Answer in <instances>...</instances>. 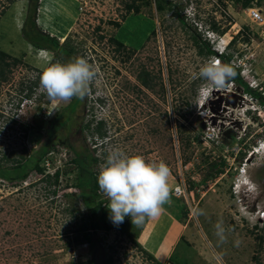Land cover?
Listing matches in <instances>:
<instances>
[{"label": "rangeland", "instance_id": "rangeland-1", "mask_svg": "<svg viewBox=\"0 0 264 264\" xmlns=\"http://www.w3.org/2000/svg\"><path fill=\"white\" fill-rule=\"evenodd\" d=\"M132 1L38 0L39 30L73 49L69 61L82 57L99 71L70 130L41 161L44 172H30L18 185L0 180V264H156L132 239L142 225H133L128 216L106 233L97 231L91 248L76 241L88 213L72 187L76 172L61 173L57 186L41 180L69 167L73 152L60 145L65 143L84 145L101 160L93 167L96 175L104 152L114 148L170 167L172 209L189 224L173 257L162 264H264V222L258 219L264 211V155L251 156L264 140V106L248 94L243 103L228 97L229 83L205 96L207 84L196 74L213 57L199 53L192 38L206 47V30L213 27L218 32L211 38L221 37L225 44L235 38L225 52L230 64L264 97V0H254L250 8L242 7L243 0H168L173 11L157 13L151 3L137 14L126 11ZM29 2L0 0V50L20 61L0 82V160L11 153L19 157L24 149L27 157L35 156L50 121L70 103L33 85L49 62L60 60L22 37ZM250 9L258 12V21ZM112 40L124 47L116 49ZM142 72L149 75V88L139 81ZM245 85L231 90L242 95ZM99 121L105 138L94 132ZM8 160L0 168H9ZM221 162L215 175L212 164ZM240 170L251 181V193L241 184ZM178 185H184V196L173 194ZM99 199L108 204L100 190ZM221 221L223 241L216 235Z\"/></svg>", "mask_w": 264, "mask_h": 264}, {"label": "clouds", "instance_id": "clouds-1", "mask_svg": "<svg viewBox=\"0 0 264 264\" xmlns=\"http://www.w3.org/2000/svg\"><path fill=\"white\" fill-rule=\"evenodd\" d=\"M206 32L207 36L204 41L211 42V49L212 44H217V49L212 50L218 56H212V59L205 61L200 66L196 78L206 82L207 87L204 94L209 96L213 91L217 90L216 92H218L224 89L228 83L234 86L235 82L231 80L237 73L235 66L221 62L219 57L228 55L225 52L233 39L225 44L221 37L216 36V40L210 37L211 34H214L210 28ZM98 71V68L82 57H76L66 63L58 60L49 62L40 73L39 86L51 99L65 102H70L74 97L83 99ZM233 86L227 89L229 90L227 95L233 93L231 90L235 88ZM248 87L254 91L259 89L258 86L252 87L250 84ZM238 94L240 93L238 92ZM246 95L243 90L241 95L243 99H237L243 103L246 100ZM253 153L254 155H264V140L253 148ZM240 174L244 175L241 182L243 188L251 193V181L245 176V170H240ZM170 176L171 169L163 160L159 162L147 161L141 154L129 155L119 148L112 149L104 163L100 165L97 175L99 189L108 198L107 207L110 210L111 222L119 226L128 216L131 218V223L139 227L144 223L146 217L159 216L165 210L164 206H170L172 203L171 189L168 183ZM200 214H203L202 211ZM258 219L264 222V211L259 213ZM216 235L221 241L224 240L222 221L216 225Z\"/></svg>", "mask_w": 264, "mask_h": 264}, {"label": "trees", "instance_id": "trees-1", "mask_svg": "<svg viewBox=\"0 0 264 264\" xmlns=\"http://www.w3.org/2000/svg\"><path fill=\"white\" fill-rule=\"evenodd\" d=\"M29 2V7H27V13L24 21V25L21 29V35L22 37L27 41L29 45L34 47L37 50H48L54 52V61L56 59H59L62 63H66L69 61V59L73 56L74 51L73 49H68L67 44L59 45L58 40L50 36L49 34L43 33L36 24V14H37V8H38V0H27ZM153 1V2H152ZM133 0L131 4L126 5V11L128 13H138L140 7L142 6H149L151 3L154 4L155 10L157 13H163L168 11H173L174 6L172 4V1L168 0ZM239 1V0H237ZM254 0H243L242 1V7L243 8H250L251 3H253ZM138 2V4H135ZM178 15V14H177ZM181 21H183L181 19ZM212 28L213 31L218 32V30ZM194 31H196V28L194 27ZM221 34L224 33V31L220 32ZM199 36V35H198ZM193 40L195 44H198L199 46V53L205 52L208 56H218V54L211 49V46L208 42H204L206 47H202V44L197 39L196 35H193ZM235 38H233L234 40ZM231 41L230 44H232L234 41ZM113 43L117 46L116 49H121L124 47L123 43L118 40H112ZM221 62L230 64L231 55H220ZM12 60V62H10ZM20 61L18 59L12 58L9 54L6 52L0 50V82L6 81L8 77V73H10V70L12 66H15ZM231 65V64H230ZM234 67V66H233ZM235 68V67H234ZM235 71L237 75L235 78L231 81L235 82L236 85L246 84L244 79L241 78L239 75V71L235 68ZM39 79V78H38ZM37 81L33 82V85L39 84ZM139 81L140 83L146 87L149 88V75L145 72H142L139 75ZM244 92L250 97H252L255 100H258V103L264 106V97L261 95L260 92L254 91L248 87V84L245 85ZM31 89V88H29ZM32 90V89H31ZM32 92L26 97L30 98ZM82 102V99L80 98H72L70 103L62 108V110L58 111L55 114V117L50 121V127L47 132L46 140L38 150L37 154L32 157H27V151L26 149L23 150V152L19 155V157H12L15 154L11 153L9 158H5V156L2 158L9 159L7 162L10 163L9 168H0V180L9 182L11 184L18 185V183L24 181L28 174L30 172H36L37 174H42L44 172V169L40 167L41 161L45 158V156L50 153V150H53L56 145H58V139L61 137L62 133L65 131H69L71 128V124L74 120L73 115L76 112L77 108L80 106ZM90 123L83 126L82 130L89 129ZM104 124L102 121H99L95 128L94 132L99 135L100 138H105V132H103ZM23 131H27V126L22 127ZM194 140L197 138L194 137ZM63 147L67 148V150H71L73 152V157L67 162V165L69 166L67 169H64L63 172L57 170L52 176L50 175H44V177L41 179L44 182H47L49 186L55 185L57 186L59 182V177L61 173H67V172H76L75 176V183L72 187H74L78 192L77 196L79 195L81 198V201L84 203L88 213L83 218V222L80 224V226L77 228V233H79L80 238L76 237V241L81 239L83 242H86L90 248L93 245V236L97 231H102L104 233L110 231L114 227H118L114 225L110 220V210L107 207V201H100L99 199V186L97 184V175L93 171V167L96 164L101 163V160L95 156H93L91 153L87 151L84 145L78 146V148H75L70 143L60 144ZM104 160L107 157V154L104 152ZM0 160V163L3 161ZM224 165L223 162L220 164L213 163L212 168H214L213 172L215 175L218 173H221L222 167ZM1 167V164H0ZM216 167H219L218 169H215ZM264 174V172H263ZM56 190H52L51 194L55 196ZM179 217V216H178ZM136 243V242H135ZM93 247V246H92ZM148 255V254H146ZM149 256V255H148ZM151 258V256H149ZM173 257V256H172ZM171 257V258H172ZM152 259V258H151ZM111 260H108L106 264H108ZM156 261V260H155ZM172 262H174L172 260ZM91 263H94L93 260H91ZM156 264H161L159 262H155ZM173 264H178L174 262Z\"/></svg>", "mask_w": 264, "mask_h": 264}, {"label": "crops", "instance_id": "crops-1", "mask_svg": "<svg viewBox=\"0 0 264 264\" xmlns=\"http://www.w3.org/2000/svg\"><path fill=\"white\" fill-rule=\"evenodd\" d=\"M174 202L176 201L172 199L170 206L165 205V210L159 216L146 217L140 227L142 229L132 237L146 254L161 264L169 260L182 243L183 233L189 224V220L182 221L178 217L179 212L173 211ZM154 238H156L155 241H153Z\"/></svg>", "mask_w": 264, "mask_h": 264}, {"label": "built area", "instance_id": "built-area-1", "mask_svg": "<svg viewBox=\"0 0 264 264\" xmlns=\"http://www.w3.org/2000/svg\"><path fill=\"white\" fill-rule=\"evenodd\" d=\"M251 10V18L254 22L258 21L260 19V15L258 14V12H256V10L254 9H250ZM260 89V88H259ZM229 90L224 91V94H227ZM173 194L177 197L179 196H184L185 195V189H184V185L180 186H176L173 188Z\"/></svg>", "mask_w": 264, "mask_h": 264}, {"label": "water", "instance_id": "water-1", "mask_svg": "<svg viewBox=\"0 0 264 264\" xmlns=\"http://www.w3.org/2000/svg\"><path fill=\"white\" fill-rule=\"evenodd\" d=\"M216 93H217V92H216ZM233 96H234L235 98L240 99V100L243 99V97H242L240 94H236V93H229V94H228V97H233ZM228 97H227V98H228ZM218 100H219V99H218ZM218 100H217V103H218V104H221V100H220V101H218ZM227 101H228V99L225 100L226 105L229 104V101H228V102H227ZM232 106H234V104H232Z\"/></svg>", "mask_w": 264, "mask_h": 264}, {"label": "bare ground", "instance_id": "bare-ground-1", "mask_svg": "<svg viewBox=\"0 0 264 264\" xmlns=\"http://www.w3.org/2000/svg\"><path fill=\"white\" fill-rule=\"evenodd\" d=\"M44 51V50H43ZM45 54V53H44ZM221 94V93H220ZM235 99V98H234ZM221 100V99H220ZM215 101V100H214ZM237 102V99H236ZM235 103V102H234ZM223 107V106H222ZM240 107V106H239ZM214 108V107H213ZM201 109V108H200ZM243 109V108H242ZM250 109V108H249ZM213 110V109H212ZM225 110V109H224ZM208 114V113H207ZM226 114V113H225ZM232 114V113H231ZM221 115V114H220ZM226 116V115H225ZM242 116V115H241ZM211 118V117H210ZM244 122V121H243ZM211 130V129H210ZM251 156H254V154H252ZM251 158V157H250Z\"/></svg>", "mask_w": 264, "mask_h": 264}]
</instances>
